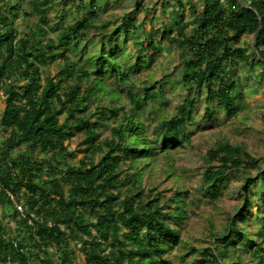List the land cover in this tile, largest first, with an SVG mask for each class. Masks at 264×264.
Wrapping results in <instances>:
<instances>
[{
  "label": "trees",
  "instance_id": "trees-1",
  "mask_svg": "<svg viewBox=\"0 0 264 264\" xmlns=\"http://www.w3.org/2000/svg\"><path fill=\"white\" fill-rule=\"evenodd\" d=\"M52 1H32L41 17L30 32L21 34L2 11L7 0H0V92L6 102L0 112L5 136L0 142V201L12 209L16 223V233L8 236L0 221V264H172L165 254L182 242L175 225L189 190H177L169 198L161 192L153 195L154 188L145 193L143 170L160 153L170 155L191 139L189 124L201 102L195 92L201 87L207 118L213 117L216 105L229 118L246 107L240 70L264 80V0H203L194 29L181 20L173 28L155 29L158 38L136 42V70L127 52L131 37L144 29L136 10L115 26L100 25V0H73L70 14L75 20L62 24V14L51 24L46 7ZM136 5L138 11L146 9L141 0ZM18 6L11 7L12 14L17 15ZM50 29L58 32L57 38ZM257 32L247 50L244 37ZM91 39L94 54L84 62L82 56L76 59ZM115 39L125 48L117 50ZM164 44L178 51L179 62L160 78L149 75L141 94L133 75L148 66L144 52L155 55ZM54 63L57 73H46L44 67ZM163 83H178L184 97L174 114H161L152 136L140 111L148 100H162ZM105 95L107 103L92 110ZM78 134L84 156L72 164L76 151L68 141ZM252 170L257 172L246 177L240 190L243 205L225 231L215 233L213 246L203 248L201 262L264 264V234L243 232L254 215L249 206L253 185L264 181L260 161L239 145L220 140L207 153L202 182L215 201L230 175ZM164 198L177 204L163 203ZM259 218L264 230V216ZM72 242L79 244L82 261L73 258ZM184 247L198 251L194 245ZM239 254L247 258L237 260Z\"/></svg>",
  "mask_w": 264,
  "mask_h": 264
},
{
  "label": "rangeland",
  "instance_id": "rangeland-1",
  "mask_svg": "<svg viewBox=\"0 0 264 264\" xmlns=\"http://www.w3.org/2000/svg\"><path fill=\"white\" fill-rule=\"evenodd\" d=\"M33 0H7L8 5H4L2 11L10 17L11 24L19 30L21 34L30 32L32 25L40 20V13L33 10ZM77 1V0H76ZM146 9L137 10V0H100L101 17L98 24H106L110 22V26H115L136 10V17L139 22L144 23V29L138 33L137 37H131L128 44L130 66L137 69L135 63L139 57L137 54L138 44L151 38H158L160 35H154L155 29L173 28L178 21L184 20L190 23V28L196 27L195 22L198 19V10L203 5V0H141ZM78 2V1H77ZM73 0H53L46 8L50 18V23L54 24L60 21V16L65 15L62 24L71 23L75 17L70 14L73 7ZM19 4V6L17 5ZM14 8V15L11 13V7ZM192 7L195 10H192ZM147 10V11H146ZM81 13L84 9L80 7ZM51 36L57 38L58 32L50 29ZM251 35L244 37V46L249 50L250 42H253ZM134 41V42H133ZM118 49H124L125 46L114 40ZM138 44H137V43ZM88 50L82 55L76 54L78 59L82 56V61H86L91 54H94V40L88 41ZM136 43V44H135ZM165 45V44H164ZM110 47V46H109ZM116 49V48H115ZM81 51L76 50V53ZM121 58V57H120ZM143 58L147 60L148 66L143 67L135 72L134 77H138L136 81L139 92L142 94V83L149 75L162 77L164 72L171 71V68L179 62L178 51L170 46H163L155 55L145 51ZM241 69V67H240ZM46 73L54 75L58 71V64L54 63L44 67ZM242 71L243 82L246 85L243 92L247 97L248 103L246 107L240 111L235 117H227L225 111L216 105L214 107L213 117L204 115L205 90L203 87L195 94L200 98L199 109L194 112V120L190 122L191 139L185 141L183 148L170 151V155L166 152L160 153L155 157V162L143 170L142 188L145 193H150L151 189H155L153 195L161 192L162 195L167 194V198L175 191L189 190V194L181 201L183 206V215H179L180 223L176 228L181 232L182 242L174 244L173 248L165 254V258L170 260L172 264H208L201 262V252L205 247H212L215 233L222 234L225 231L229 218L234 215L243 205L244 198L241 195V187L245 183L246 177L257 170L240 171L230 175L226 184L222 185L221 193L217 200H210L206 192L203 174L207 167V153L210 148L215 147L220 140H227L232 144L239 145L243 151L251 153V155L260 161V165L264 167V80L261 81L259 76ZM174 74V73H173ZM177 74V72H176ZM112 82V81H111ZM114 87L119 91L124 86L113 82ZM248 86L256 87L255 91H249ZM176 87V88H175ZM127 92L122 91L123 103L128 108L131 107L130 99L127 98ZM161 99H150L141 107L140 114L147 123L148 134L154 135L158 129L161 114L172 115L176 112L177 106L181 103L184 92L179 84L174 85L163 83V89L160 90ZM159 96V98H160ZM108 97L105 95L101 102H95L92 106L94 110L98 104H106ZM6 106L5 95L0 92V112ZM154 110L153 113L151 111ZM109 131H104L103 136H107ZM0 130V142L4 138ZM70 150L76 151V157L71 159L72 164H78L84 153L81 148L82 136L76 135L69 142ZM145 159L144 162H149ZM209 186V185H208ZM249 206L254 210V215L249 218L243 232L245 234H264L262 220L259 216H264V181L257 182L253 185ZM163 203L177 204L170 199H163ZM22 204V203H19ZM12 209L6 207L0 201V221L5 224L7 235L12 236L16 233V223L11 218ZM171 212L176 213L173 209ZM262 240V239H260ZM184 245H194L198 251L191 252L189 247ZM222 246V244H221ZM241 246V244H239ZM72 249L75 250L73 258L82 261L81 250L79 244L72 242ZM171 247V246H170ZM190 252V253H189ZM56 253L58 251L56 250ZM55 253V254H56ZM182 253L186 254L185 258H181ZM237 256V255H236ZM235 256V257H236ZM247 258L246 254H239L237 260ZM11 264V263H8Z\"/></svg>",
  "mask_w": 264,
  "mask_h": 264
},
{
  "label": "built area",
  "instance_id": "built-area-1",
  "mask_svg": "<svg viewBox=\"0 0 264 264\" xmlns=\"http://www.w3.org/2000/svg\"><path fill=\"white\" fill-rule=\"evenodd\" d=\"M17 208H18L19 210H23V205H22V204H19V203H17Z\"/></svg>",
  "mask_w": 264,
  "mask_h": 264
},
{
  "label": "water",
  "instance_id": "water-1",
  "mask_svg": "<svg viewBox=\"0 0 264 264\" xmlns=\"http://www.w3.org/2000/svg\"><path fill=\"white\" fill-rule=\"evenodd\" d=\"M258 32L255 34L253 42H255L256 38H257Z\"/></svg>",
  "mask_w": 264,
  "mask_h": 264
}]
</instances>
